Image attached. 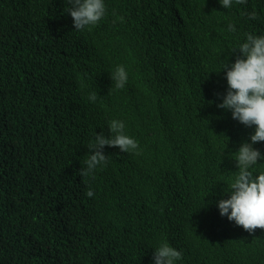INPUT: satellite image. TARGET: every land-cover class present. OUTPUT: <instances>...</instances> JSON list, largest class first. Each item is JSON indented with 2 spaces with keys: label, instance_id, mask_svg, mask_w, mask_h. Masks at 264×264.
<instances>
[{
  "label": "trees",
  "instance_id": "16d2710c",
  "mask_svg": "<svg viewBox=\"0 0 264 264\" xmlns=\"http://www.w3.org/2000/svg\"><path fill=\"white\" fill-rule=\"evenodd\" d=\"M132 1L107 0L101 46L75 30L68 0H0V264H154L165 242L175 264H264V230L219 213L249 131L216 106L224 64L246 34L264 35V0ZM94 57L102 76L87 69ZM119 65L123 89L110 78ZM113 119L138 150L82 178Z\"/></svg>",
  "mask_w": 264,
  "mask_h": 264
},
{
  "label": "clouds",
  "instance_id": "9594fccd",
  "mask_svg": "<svg viewBox=\"0 0 264 264\" xmlns=\"http://www.w3.org/2000/svg\"><path fill=\"white\" fill-rule=\"evenodd\" d=\"M119 1L126 11L133 5L132 0ZM246 2L247 0H235L237 4ZM68 4L70 6L66 12L70 14L75 30L93 29V40L101 46L109 41L112 33L106 18L107 0H68ZM220 4L224 8H231L233 0H220ZM248 16L249 19H257L255 11ZM228 30L236 31L235 26L231 24ZM190 31L193 35L192 28ZM238 49L240 55L236 56L235 62L230 65L225 63L222 68L226 69L227 89L222 96L216 94L222 100L216 106L230 110L232 119L248 129L249 139L241 142L235 152L234 160L238 171L230 183V190L227 192L229 198L220 199L217 206L221 216H226L229 221H234L237 226H242L245 231L252 234L256 229L264 230V170L259 172L253 170L260 161H264V154L259 149L260 142H264V35L246 34L245 42L241 43ZM100 62L102 61H95L94 57L92 61L87 62V69L102 76ZM110 78L116 89H123L128 80L125 67L117 66ZM88 99L94 103L97 100V93H90ZM108 128L110 138L103 134ZM108 128L106 127L100 134H95L94 139L89 142L90 155L84 160L85 166L79 172L82 178H94L98 166H107L106 155L115 150L119 149L115 154H127L138 150V142L126 134L123 121L113 119L109 122ZM224 147L229 152L234 145L224 143ZM85 195L87 197L95 195L90 186ZM152 251L154 264H175L182 259V253L167 242Z\"/></svg>",
  "mask_w": 264,
  "mask_h": 264
}]
</instances>
